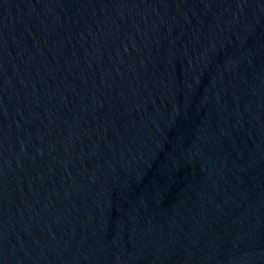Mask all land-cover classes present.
<instances>
[{"label": "water", "instance_id": "water-1", "mask_svg": "<svg viewBox=\"0 0 264 264\" xmlns=\"http://www.w3.org/2000/svg\"><path fill=\"white\" fill-rule=\"evenodd\" d=\"M0 264H264V0H0Z\"/></svg>", "mask_w": 264, "mask_h": 264}]
</instances>
